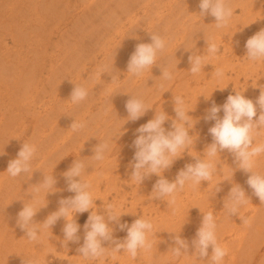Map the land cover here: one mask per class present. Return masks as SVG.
Listing matches in <instances>:
<instances>
[{
  "label": "bare ground",
  "instance_id": "1",
  "mask_svg": "<svg viewBox=\"0 0 264 264\" xmlns=\"http://www.w3.org/2000/svg\"><path fill=\"white\" fill-rule=\"evenodd\" d=\"M71 2H75L73 6H69ZM199 4L200 0H0V242L2 241L0 264H23L29 257L38 258L39 262L45 264L47 253H50V250L55 252L61 242L64 252L57 254L58 264H89L91 260H85L77 251L83 244V239H80L79 243L68 242L67 246L63 242L62 229L66 223L64 218L58 220L52 228L45 229L41 241L35 243L29 242L26 232L18 227L17 215L26 203H34L38 210L33 218L34 222L42 223L51 213L58 210L61 198L74 196L75 193L67 190V185L62 183L61 178L58 180L62 186L59 184V187L57 182L56 189H53L54 193L47 194L43 189L37 192L36 188L44 181L45 175L53 174L56 178L63 175L61 169L66 167L68 170L76 159H83L89 165L84 177L90 180L92 191L99 192V186L102 183L106 184L108 190L106 189L100 199L98 198L101 206L103 203L107 204L104 194H108L111 189L121 195L120 189L116 186L118 183L120 185V175L126 172V176H131V173L129 163H124L126 159L120 158L125 156L129 160L132 159L129 153L123 149L121 152L119 149L126 141L133 142L131 131L141 126L143 118L147 117L148 121L152 119L157 109L164 110L170 119H174L176 116L173 108L174 95H197L199 91L195 85L203 76L201 72L195 76L189 72V55L193 52L206 54L205 36L221 45L228 35L223 32L240 26H237V22L240 23L239 18L233 15L228 28L216 29L214 17L211 15L202 17L199 14L201 11ZM253 5L255 4L250 5L247 0H231L234 13L237 9L249 13V8ZM257 6L261 9V6ZM69 18L72 27L66 23ZM125 20L128 24L124 23ZM242 27L243 33L255 27L261 30L264 29V23L261 20L259 22L252 20ZM150 32L165 37L168 47L151 70H146L140 79H134L127 73L129 59L137 44L151 42ZM79 35L81 44L77 39ZM247 39L249 37L241 40L244 42L242 45L245 53ZM225 43L229 51L236 49L233 47L231 49V45L236 43L233 40L229 42L226 39ZM239 44L241 43L236 45ZM101 56L104 58L100 60ZM217 60L219 62L220 59ZM220 61L222 62V59ZM229 62L227 60L224 63L230 64L226 65L227 69L231 67V70L240 71L242 66L248 67L250 73L257 72L253 68L254 63L247 57H244L242 65ZM169 63L174 79L164 81L160 77L161 66ZM123 74L126 75L127 81L116 86L114 82L120 80ZM239 76L240 74L236 80ZM220 82L222 83L221 79ZM75 84L83 85L89 90L88 98L79 105H74L69 100ZM161 84L164 85L163 88L160 87ZM184 87L186 93L182 91ZM210 87L206 89L209 91L205 94L214 93L215 85ZM223 88L221 93L226 92ZM132 94L141 95L153 108L139 120L125 123L128 116L125 104ZM203 95H199L202 101ZM192 99H196V96ZM193 102L195 103L194 100ZM202 104L205 107L204 101ZM98 106L100 111L95 112ZM204 107L200 108V116ZM197 108L199 110L198 106ZM223 114L222 111L219 115L222 117ZM206 115L205 110L202 116ZM258 116L259 107L256 118ZM75 119L77 122H84L85 128L73 132L70 127ZM199 120L201 119H197L196 122L198 126ZM205 123L207 125L211 123L209 125L211 127L215 121L205 120ZM201 125H205L204 122H201ZM120 129L123 135L118 136ZM109 136H118L112 141V151L103 162L92 160L94 147ZM204 137L207 141V145L204 146L206 149L211 144L212 136L207 134ZM257 139L264 142V135ZM24 141L37 147L36 156L32 161V171L12 178L6 170L9 162L17 158ZM128 143L124 148L130 147ZM113 154L120 155L117 160L109 162ZM220 157L221 159L218 156V164H222L225 159V165L218 167L223 168V174H228L225 179L231 180L218 179L217 174L220 173L218 172L213 176L211 184L209 181H203V186L194 187L197 193L202 187L207 186L204 194L195 193L194 196L187 194V201L177 195L176 204L170 206V211L161 216L159 222L158 216L147 217L145 215L147 208L144 209L142 204L137 205L135 201L130 208L123 211L122 205L126 206L128 201L126 196L121 195L122 199L117 208L121 213L127 214L122 215L123 219H120V222L128 225L131 221L133 223L138 219V207H142L143 217L152 220L154 224L156 234L150 237L154 240V246L150 252L141 253L137 259H132L123 252V249L116 254L115 259L110 254L107 256L114 262L119 260V264H208L207 257L201 260L192 255L195 249L191 241L201 226L202 212L213 211L218 224V240L229 249L223 264H264V204H261L246 183L250 173H245L237 167L232 153L225 150L220 153ZM111 164L117 167L118 175H112ZM257 170L264 172V156L259 158ZM101 178H105L104 181ZM234 184L241 185L251 199L241 208L240 216L238 214L230 216L224 209V200ZM217 185L223 195L221 201L218 199L219 192L211 197ZM138 190L139 187L133 190L135 200L139 199ZM139 201L143 203V200ZM101 210L103 207L96 209L97 212ZM85 213L75 216L78 224ZM240 217L249 219L250 225H244ZM223 227L229 228V231L223 234L221 229ZM119 232L122 230L114 231V237L123 241L126 236ZM176 233L188 241L189 255L179 258L173 256L170 249L175 246L173 237ZM107 243L110 245V242ZM211 251L210 247L209 255ZM69 254L73 256L69 257Z\"/></svg>",
  "mask_w": 264,
  "mask_h": 264
},
{
  "label": "clouds",
  "instance_id": "2",
  "mask_svg": "<svg viewBox=\"0 0 264 264\" xmlns=\"http://www.w3.org/2000/svg\"><path fill=\"white\" fill-rule=\"evenodd\" d=\"M199 7L201 9L199 14L202 17L211 15L215 18L214 25L216 29L229 27L234 15L231 0H200ZM205 38L207 44L206 54L200 55L193 52L188 57L189 72L194 76L210 64L206 62L209 57H214L221 51V46L214 39L207 36ZM150 40V43L137 44L129 59L127 73H130L133 77L139 78L143 76L146 70H151L168 47L167 39L154 32H150ZM245 47L247 50L246 57L250 62L257 64L264 62V29L247 39ZM161 67L162 75L160 77L164 81H172L174 74L170 70V63ZM213 75L217 79H223L225 73L222 69L215 68ZM160 87L163 88L164 85L161 84ZM212 94L210 96L201 95L205 99H209ZM88 96V88L75 84L69 100L72 104L79 105ZM257 106L259 107L258 118H256ZM125 107L128 113L125 123L139 120L153 108L141 95L133 94L126 101ZM221 110L224 113L222 117L219 115ZM191 111L192 109L189 108L183 96L174 95V112L176 116L172 119L170 130L164 127L165 122L170 117L164 110L159 111L158 109L152 119L136 129V136L133 140L135 152L133 161L130 162L132 168L130 180L141 185L146 178L151 177L153 174L158 176L159 179L154 184L150 196L154 200H163L167 202L168 206H173L177 202V194L184 191L186 187L194 188L201 185L203 181H209L211 184L214 175L218 172H224L223 168L218 167V156L221 159L220 153L227 150L234 156L237 167L245 173H250L246 183L252 189L253 194L259 198L261 204H264V172L257 170L259 158L264 156V142H259L257 139L264 135V89L261 88L260 95L255 102L246 98L243 92L236 91L234 95L230 94L227 97L223 105L212 103L204 119L215 121L214 125L209 128V134L212 136L213 142L206 147L203 158L194 156L189 151L194 143V136L190 135V132L197 122L189 115ZM85 126L84 122H77L75 119L70 129L73 132H78ZM121 129L118 136L123 135ZM118 136H109L96 145L93 149L94 155L91 156L92 160L103 162L112 151V141H115ZM186 150L195 158L196 162L185 165L178 172L175 180L169 181L163 173L170 169ZM36 153V145L24 141L17 158L9 162L6 173L12 178L31 173L32 161ZM88 167L89 165L86 164L85 160L76 159L69 169L63 173L67 190L75 193V195L61 198L58 210L51 213L42 223L34 222L33 218L38 212L34 203H26L19 211L17 225L26 232L29 242L39 243L44 230L52 228L58 220L64 218L66 223L62 229L64 233L63 242L66 243V246L68 242L79 243L81 239L78 235L80 225L77 223L75 216L89 212L90 209H95V201L97 200L93 197L90 180L84 177ZM224 174L228 175L227 173ZM231 175L233 176V173ZM56 183L53 174L50 176L45 175L44 181L37 185L36 191L43 189L47 194L54 193L55 190L53 189H56ZM218 185L211 197L221 191ZM32 199L34 200L35 197L33 196ZM249 201L251 199L241 185L234 184L224 200V209L227 210L230 216L237 214L240 216L241 208L246 206ZM104 209L105 214L103 215L98 214L96 210L90 212L83 226V244L77 249L80 256L85 260H98L110 254L115 259L116 254L123 249V252H126L132 259H137L141 253L151 251L154 240L150 237L156 234L152 220L141 216L129 226L127 223L120 222L122 215L127 213H121L114 202H109L106 205L104 203ZM202 213L201 226L197 230L195 238L191 241L195 249L192 255L201 260H205L204 258L207 257L208 264H223L225 257L229 254V249L218 240L217 219L213 211ZM240 218L244 225H250L249 219ZM113 223L118 225L120 230H127V235L123 241L114 237L115 229L110 226ZM173 240L175 246L170 249L173 256L179 258L189 255V243L186 239L181 238L176 233ZM105 242H110V246L105 247ZM210 247L212 249L211 255H209ZM24 264H39V259L29 257L26 262L24 261Z\"/></svg>",
  "mask_w": 264,
  "mask_h": 264
},
{
  "label": "rangeland",
  "instance_id": "3",
  "mask_svg": "<svg viewBox=\"0 0 264 264\" xmlns=\"http://www.w3.org/2000/svg\"><path fill=\"white\" fill-rule=\"evenodd\" d=\"M72 1H74V0H72ZM240 1V0H239ZM247 1H249L250 2V5H252V3L253 4H255V5H253V6H255V7H253V6H251L250 8H249V13H243L242 12V10L241 9H237L236 11H235V13H234V15L236 16V17H238L239 18V20L238 21H240V23H238L237 22V26L238 25H240V26H238L237 27V29H234V30H228L227 29V31H224L223 32V34L224 33H227L228 35H227V40L229 41V42H231V40H233L234 42H236L235 43V45H231V49H232V47L233 48H236V49H232V50H234V52L231 50V51H229L228 49H227V45H225L226 43H225V41H226V39L225 40H223V43H221V51L216 55V56H214V57H210V59L208 60V62L207 63H210V64H208V67L207 66H205L204 67V69L201 71V75H203L202 76V80H199L198 82H197V84L195 85V87H197V90L199 91L198 92V94L197 95H194V94H189V96H184L183 95V97L184 98H186V100L189 102L188 103V106H189V108L190 109H192V111L189 113V115L190 116H192L193 117V119L194 120H196L197 121V119H201V120H199V122H200V125L198 126L197 124H195V126H194V128L191 130V132H190V135H193L194 137H193V140L195 141V139H196V137H197V139H196V141L193 143V145L191 146V148L189 149V151L191 152V154L192 155H194V156H197V157H200V158H203V153H204V151H205V145H207V141H206V139H205V135H207V134H209V128H210V124L211 123H209L208 125H207V123H205V119H204V117L202 116L203 114H204V112H205V110H206V113H207V110L212 106V103L213 102H215V104H217V105H223L225 102H226V99H227V97L230 95V94H232V95H234L235 94V92L236 91H239V92H243V95L246 97V98H249V99H252L254 102L257 100V98L259 97V95H260V92H261V88L262 89H264V65H263V62H261V63H259V64H257V63H254V69L257 71V72H251L250 73V71L247 69V68H243L242 66H241V72L242 73H240V71H238V70H231V67H229L228 69L226 68L228 65H230V64H228V63H226V64H224L225 62H227V60H228V62L229 63H231L232 61V63L233 64H239V63H241L240 65H242V63H244V57L246 58V53L244 52V48H243V45L242 44H244V42H241V40L242 39H244V38H246V37H252L253 35H254V33L256 34L257 32H259V30L260 29H257L256 27L254 28V29H252L251 31H246L245 30V32L243 33V27H242V25L244 26V24H246V23H248L249 21H252V20H255V22H259L260 20H261V22H263L264 23V21H262V20H264V0H259V1H257V0H247ZM253 1V2H252ZM257 1V2H256ZM262 3V5H261V3ZM73 3H75V2H71L70 3V5L69 6H73ZM257 5H259V6H261V9H259V7L257 6ZM260 17H262V18H260ZM70 21V22H69ZM66 23H68V26H69V24L71 25L72 24V22H71V18H69L67 21H66ZM124 23H126V24H128V22H127V20H125V22ZM71 27H72V25H71ZM70 27V28H71ZM144 28H146V27H144ZM257 31V32H256ZM82 33H80V35H81ZM80 35H79V37L77 38L78 40H79V42H80V44H81V40H80ZM83 36H85V35H83ZM81 38L83 39L84 37H82V35H81ZM11 43V42H10ZM217 44H219L218 42H216ZM237 43H241V44H239L238 46L236 45ZM12 44V43H11ZM237 47H238V49H237ZM228 50V51H227ZM236 50V51H235ZM236 52H237V54H236ZM243 53V54H242ZM224 56V57H221V56ZM241 55H243V57H241ZM233 56V57H232ZM235 56H236V58H235ZM102 58H104L103 56H101L100 57V60L102 59ZM224 58V59H223ZM231 58V59H230ZM216 59V60H215ZM217 59H222V62L219 60V62H221L220 64H219V62H218V60ZM225 59H226V61H225ZM240 59V60H239ZM239 60V61H238ZM217 63V64H216ZM224 65H223V64ZM213 65V66H212ZM219 65V66H218ZM221 65V66H220ZM227 65V66H226ZM223 69H222V68ZM215 68H220V69H222L223 71H224V73H225V77L223 78V79H221L222 80V83L220 82V79H218V81H217V78H215V76L213 75V72H214V70H215ZM224 68H226V69H224ZM243 68V69H242ZM207 69V70H206ZM205 73H204V72ZM225 71H227V72H225ZM240 74V76H239V78L236 80V78H237V75H239L237 72ZM248 73H247V72ZM211 72H212V74H211ZM244 72V73H243ZM98 73H100V72H98ZM227 73V74H226ZM256 73V74H255ZM206 74V75H205ZM245 74H246V76H245ZM209 75V76H208ZM260 77H259V76ZM208 76V77H207ZM251 76V77H250ZM255 76V77H254ZM204 77V78H203ZM211 77V78H210ZM227 77V78H226ZM228 77H230V78H228ZM262 77V78H261ZM209 78H210V80H209ZM226 78V79H225ZM232 78V79H231ZM258 78V79H257ZM127 77H126V75H122L121 76V79L120 80H118L117 82H114V84H117L116 86H118V84H122V83H124V82H126L127 80ZM134 79H138L137 77H134ZM139 79H140V77H139ZM231 79V80H230ZM253 79H254V81H253ZM226 80V81H225ZM228 80V81H227ZM235 80V81H234ZM238 80H239V82H238ZM258 80V81H257ZM260 80V81H259ZM202 81V82H201ZM206 81V82H205ZM215 81H217V82H220L223 86H221V84L219 83V85L217 84V82H215ZM230 81L232 82V83H230ZM248 81V82H247ZM211 82V83H210ZM227 82H229L230 84H226ZM246 82V83H245ZM253 82H254V84H253ZM258 82V83H257ZM215 85V87H214V93L212 94V93H210V94H205L206 93V91H209V90H206V89H208V87L209 86H213V84ZM217 85H216V84ZM224 83H225V86H224ZM209 85V86H208ZM227 85V86H226ZM240 85V86H239ZM254 85V86H253ZM201 86H202V88H201ZM218 86V87H217ZM237 86V87H236ZM239 86V87H238ZM203 87H205V88H203ZM210 87V88H211ZM217 87V88H216ZM220 87V88H219ZM223 87H225L224 89H226V92L224 91L223 93H221V89L223 88ZM227 87V88H226ZM173 88V87H172ZM219 88V89H218ZM258 88V89H257ZM200 89V90H199ZM203 89V90H202ZM254 89V90H253ZM182 91H183V93H186L185 92V87L184 88H182ZM201 91V92H200ZM203 91V92H202ZM220 92V93H219ZM116 94H118V93H116ZM201 94H205V95H207V96H210L211 94H212V96L209 98V99H205V97H204V102H205V107H204V105L202 104L203 103V101H202V99L200 98V97H198L199 95H201ZM222 94V95H221ZM99 95V94H98ZM218 95V96H217ZM251 95V96H250ZM181 96V95H180ZM195 96H196V99H192L193 97L195 98ZM217 97V98H216ZM199 98V99H198ZM211 99V100H210ZM193 100L195 101V103L197 104V105H195V103L193 102ZM206 102H208L207 104H206ZM192 103V104H191ZM113 105V104H112ZM112 105H110V106H112ZM190 105H195V106H192V107H190ZM201 105V106H200ZM197 106L199 107V110H197L198 108H197ZM194 107V108H193ZM201 107H204V111L202 110V115L200 116V108ZM97 109L96 110H94L95 112H99L100 110V106H98V107H96ZM174 108V107H173ZM206 108V109H205ZM223 110H221V112H222ZM220 112V113H221ZM219 113V114H220ZM197 116H199V117H197ZM148 121V119H147V117L146 118H143V120L141 121V124L140 125H143V124H145L146 122ZM171 122H172V119H169L168 121H166L165 122V125H164V127L166 128V129H169L170 130V127H171ZM201 122L203 123L204 122V124L205 125H201ZM212 127V126H211ZM208 129V130H207ZM207 130V131H206ZM199 134H204L203 136H199ZM130 135L132 136V137H134V139H135V136H136V129H134V130H132L131 131V133H130ZM29 136H30V134H29ZM212 139V138H211ZM213 142V140H211V142L210 143H212ZM126 143H128L127 141L125 142V144L119 149V151H126L127 153H129V156H130V158L132 159V160H129V159H127L125 156H122V158H120L121 160H125L124 161V163H129V165H130V161L132 162L133 161V156H134V147H133V142H129L128 143V145H130V147H127V148H124V147H126L127 145H126ZM117 148L119 147V146H116ZM133 149H132V148ZM123 149V150H122ZM130 150H133L132 152L130 151ZM189 151L188 150H186L185 152H184V154L182 155V157L181 158H179V159H177L176 161H175V163L172 165V167L170 168V169H168V170H166L164 173H163V175H164V177L166 178V179H168L169 181H174L175 180V178H176V176H177V174H178V172L181 170V169H183L184 167H185V163H188L189 164V162H191V163H195L196 161H195V158L192 156V155H190L189 154ZM119 155L120 154H118V155H116V154H113L110 158H109V162H111V161H114V159L115 160H117L118 159V157H119ZM189 156V157H188ZM124 157V158H123ZM225 163V159L223 160V163L222 164H220L219 166H221V167H224V164ZM107 164V163H106ZM113 164V163H112ZM112 164L110 165V168L113 170V176L115 175V174H117L118 175V169H117V167H114V166H112ZM107 166H108V164H107ZM104 168H106L105 166H104ZM129 169H130V173L132 172V168L129 166ZM62 172L61 173H64L65 171H67L66 170V167H63L62 169ZM116 170H117V172H116ZM60 174V173H59ZM98 174H101V173H98ZM121 178H120V180H119V182H120V185H119V183L116 185L117 187H118V189H120V191H121V195H123V196H126L127 197V205L125 206V204H123V200H122V203H121V205H122V207H123V211L124 210H126V208H130V206H131V204L135 201V203L137 204V205H141L142 204V206H143V208L145 209V208H147V210L145 211V215L147 216V217H149V216H151V215H153L154 217L155 216H158V222L160 221V217L161 216H163V215H165L166 213H168L169 211H170V206H168L167 205V202L166 201H163V200H152V197L150 196L151 195V193H152V191H153V189H152V187L154 186V184L156 183V181L159 179V177L158 176H156V175H152L151 177H149V178H146L144 181H143V183L141 184V185H139V184H137V183H135L134 181H132V180H130V178H131V176H126V172H123L121 175ZM227 177V175H225V174H223V172H220V173H218L217 174V178L219 179V178H222V179H225ZM56 178V177H55ZM59 178H61L62 179V183H64V184H66L67 185V183H65L66 181H64V180H66L65 179V177L63 176V175H61L60 177L58 176L57 178H56V180H57V182H58V185L60 184L61 185V183H60V181L58 180ZM101 179H103V181H104V179L105 178H101ZM57 184V183H56ZM63 184V186H66V185H64ZM60 185H59V187H60ZM62 186V185H61ZM112 186H114V184H112ZM201 186H203V182H202V184H201ZM100 191L99 192H95L94 190L92 191L93 192V197H94V199H97L96 201H95V205H96V207H95V209H90V211H93V210H96V209H100L101 207H103V210H101V211H99L98 212V214H105V209H104V205L103 206H101V202L99 201V199H100V196L102 195V193H105L106 192V184H104V183H102L100 186ZM99 187H97V188H99ZM137 187H139V190L137 191V195H138V200H135L134 199V195H133V190L134 189H136ZM148 188V189H147ZM206 189H208V187L207 186H204V187H202L201 188V190H200V192H197L196 193V191H195V188H193V187H186L185 188V190L184 191H182V192H180V193H178L177 195H180V197H182L183 199H185L186 201H187V198H186V195L187 194H190V195H192V196H194V194L196 193V195L197 194H204L205 192H206ZM108 190V189H107ZM61 192H62V190H60ZM126 192H128V194L126 193ZM105 195V202L106 203H109V202H114L115 203V205L116 206H118L119 205V203L121 202L120 200L122 199L121 198V195H119V194H117V193H115V191H113V189H111V191L110 192H108V194H104ZM99 198V199H98ZM222 198H223V195L219 192V196H218V199H219V201H221L222 200ZM115 199V200H114ZM137 199V198H136ZM139 200H143V203L141 202V201H139ZM184 200V201H185ZM125 201V200H124ZM104 204V203H103ZM106 205V204H105ZM142 207H138V210H139V215H138V218H140L141 216H143L144 215V209L142 208ZM103 212V213H102ZM89 214H90V212H87V213H85L84 214V217L81 219V223L79 224L80 225V230L82 231H80L79 233H78V235L81 237V236H83L84 237V231H83V229H84V224L86 223V221H87V219H88V216H89ZM194 215H195V213H194ZM123 219V217H121V220ZM132 224V221L129 223V226ZM110 226H112V227H114V231H116L117 232V230L119 229V227H118V225H115L114 223L113 224H111ZM116 227V228H115ZM222 229V231H223V234L224 233H226V232H228L229 231V228H227V227H223V228H221ZM122 236H126L127 235V230H125V231H122V232H119ZM125 233V234H124ZM113 235H114V233H113ZM81 239H83V238H81ZM2 242V241H1ZM0 242V243H1ZM105 247H108V246H110L109 245V243H107V242H105V245H104ZM57 252V253H56ZM62 252H64V250H63V244H62V242L61 243H59V245H58V249L55 251V252H53V251H51L50 250V253L48 252L47 253V256L48 257H46L47 259H45V264H58V258H57V256L60 254V253H62ZM43 253V252H42ZM59 253V254H58ZM58 254V255H57ZM63 254V253H62ZM56 255V256H55ZM73 256V254H69V257H72ZM112 260V261H111ZM27 261V260H26ZM25 261V262H26ZM41 262V261H40ZM39 262V263H40ZM119 264L120 263V261L118 260V261H116V262H114L113 261V259H111L110 257H108L107 255L105 256V257H102V258H100V259H98V260H91L90 262H89V264ZM107 262V263H106ZM112 262H114V263H112ZM24 264V263H23ZM40 264H44V263H40Z\"/></svg>",
  "mask_w": 264,
  "mask_h": 264
}]
</instances>
